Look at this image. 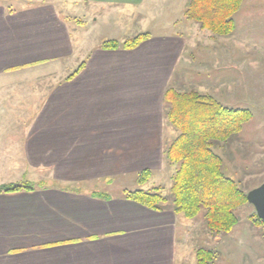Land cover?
Masks as SVG:
<instances>
[{
	"label": "crops",
	"instance_id": "crops-1",
	"mask_svg": "<svg viewBox=\"0 0 264 264\" xmlns=\"http://www.w3.org/2000/svg\"><path fill=\"white\" fill-rule=\"evenodd\" d=\"M62 1L15 8V0H0V172L38 179L33 191L0 193V264L193 263L187 244L197 228L182 237L180 214L95 187L146 170L171 178L165 150L177 132L165 118V91L192 77L193 87L229 86L228 61L246 59L250 46L188 21V0ZM142 33L150 39L135 49L100 48ZM204 43L213 44V70L201 60ZM251 48L264 59V45ZM62 63L72 73L84 64L23 116V102L39 99L26 74L45 87L42 75Z\"/></svg>",
	"mask_w": 264,
	"mask_h": 264
},
{
	"label": "trees",
	"instance_id": "trees-1",
	"mask_svg": "<svg viewBox=\"0 0 264 264\" xmlns=\"http://www.w3.org/2000/svg\"><path fill=\"white\" fill-rule=\"evenodd\" d=\"M242 3L243 0H188L184 17L213 35L228 36L235 31L233 17ZM148 39L150 34L142 33L123 42L104 41L100 48L132 50ZM83 64L68 79L73 78ZM164 102L165 118L177 132V137L165 150L167 163L174 167L170 193L164 195L160 186L143 189L152 177V171L146 170L138 174L141 188L125 190V198L150 210H172L190 220L203 213L209 233L228 234L238 224L237 210L248 204V192L228 176L224 159L214 150L217 143L237 138L252 113L223 106L212 96L198 91L182 92L174 87L167 88ZM35 186L26 182L12 183L1 186L0 193L33 191ZM214 258L213 250L200 248L196 251L195 264H211Z\"/></svg>",
	"mask_w": 264,
	"mask_h": 264
},
{
	"label": "rangeland",
	"instance_id": "rangeland-1",
	"mask_svg": "<svg viewBox=\"0 0 264 264\" xmlns=\"http://www.w3.org/2000/svg\"><path fill=\"white\" fill-rule=\"evenodd\" d=\"M33 1L36 2L39 0ZM65 1H69L66 3L67 5H65ZM27 2L28 0H15V4L12 7H22ZM72 2L73 0L62 1L65 6H70ZM165 16L167 23L170 21V18L167 14ZM233 18L235 21L233 35H239V39L246 42L250 47L247 49L248 55H246V59L241 57L237 60L228 61L229 66H231V70L228 72L229 77L226 76V81L229 83V86L218 87L222 85H220V82H217L215 83V87H193L190 85L194 81V77H192L191 81L182 79L181 82L183 81V85H178V90L182 92L198 91L201 94L212 96L223 106L232 109H246L252 113L251 119L244 124L237 138L225 143H217L214 150L224 159V171L226 170L228 176L237 181L249 193L264 183V59H258V55L256 53L254 54V49L251 48L255 46L256 42L264 45V0H243L240 10ZM101 33L102 30L97 28L88 39L93 42ZM215 36L217 38L222 37ZM203 45L205 46H201L200 49V55L203 54L201 60L203 63H208L207 69L213 70L210 67V63L215 62L212 50L213 44L206 46L207 44L204 43ZM206 47H209L206 50L207 52L204 50ZM234 65H238L239 73L235 70L236 67ZM63 66L64 64L52 66L48 74L42 75L46 83L45 87H38L35 83H32L35 74H26L27 77L29 75V79L31 80L29 84L25 85L33 91L32 93L31 91L28 92L32 94V97L39 96V99L35 100L33 98L32 101H27L26 99L23 102L24 105L22 107L19 106L22 108L23 116L33 115L36 105L41 104L46 92L55 83L62 81L67 74L72 73L68 67L62 69L64 68ZM229 66L227 65L225 68L229 69ZM66 69H68L67 72ZM210 72L217 77L218 72ZM227 82L223 86L227 85ZM16 94L17 92L12 93L14 96ZM25 173L18 178V174L14 172L9 171L7 174L0 172V184H3V182H7V184L9 182H26L35 185L34 183L38 179L34 173ZM168 175V171L154 172L152 179L142 188L152 190L160 186L163 188L162 193L168 195L172 184L171 178ZM137 178L138 176L136 175L134 178L126 177L124 179L120 177L110 182L101 181L102 186H96L95 188L106 190V193L114 196L119 193H124L125 190L133 191L141 188ZM87 189L90 190L93 188L89 187ZM203 216L204 214L201 213L196 218L190 220L183 214L180 215V234L182 237L187 234V228L189 226L197 228L195 235L198 236L197 239L195 241L188 240L187 244V248L193 246L195 248L193 263L189 264L196 263V251L200 248H207L214 251L215 258L211 264H264V223L257 217L254 206L248 203L242 208H239L237 210L238 224L230 233L219 236L209 233ZM183 244L182 247H185Z\"/></svg>",
	"mask_w": 264,
	"mask_h": 264
},
{
	"label": "water",
	"instance_id": "water-1",
	"mask_svg": "<svg viewBox=\"0 0 264 264\" xmlns=\"http://www.w3.org/2000/svg\"><path fill=\"white\" fill-rule=\"evenodd\" d=\"M247 201L254 206L258 218L264 223V183L247 194Z\"/></svg>",
	"mask_w": 264,
	"mask_h": 264
}]
</instances>
